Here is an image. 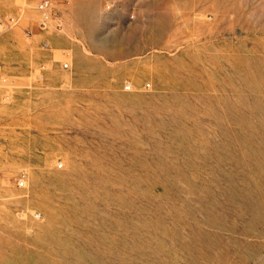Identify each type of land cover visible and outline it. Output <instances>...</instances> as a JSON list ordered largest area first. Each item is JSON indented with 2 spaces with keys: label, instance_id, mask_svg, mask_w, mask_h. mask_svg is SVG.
Returning a JSON list of instances; mask_svg holds the SVG:
<instances>
[{
  "label": "rangeland",
  "instance_id": "1",
  "mask_svg": "<svg viewBox=\"0 0 264 264\" xmlns=\"http://www.w3.org/2000/svg\"><path fill=\"white\" fill-rule=\"evenodd\" d=\"M40 1L0 0V264H264V0Z\"/></svg>",
  "mask_w": 264,
  "mask_h": 264
},
{
  "label": "built area",
  "instance_id": "2",
  "mask_svg": "<svg viewBox=\"0 0 264 264\" xmlns=\"http://www.w3.org/2000/svg\"><path fill=\"white\" fill-rule=\"evenodd\" d=\"M36 10L39 12L41 16L40 22L38 24L39 29L41 31H44L47 28L51 20L58 22V14L53 10L51 0L40 1L39 4L36 6ZM15 23H16V20L13 17H9L8 20L0 23V27H3L4 25L10 26L11 24H15ZM29 33L30 32H28V34ZM47 46H48L47 43H43L44 48H46ZM67 67H68L67 63H63L61 65L62 69H67ZM125 90L128 91L129 87L126 86ZM25 186H26V174L24 172H21L16 179V187L19 189H23L25 188ZM34 217L39 218V216L36 214Z\"/></svg>",
  "mask_w": 264,
  "mask_h": 264
}]
</instances>
